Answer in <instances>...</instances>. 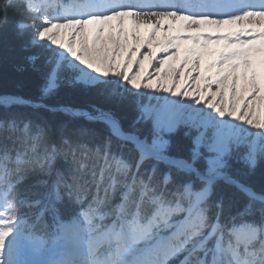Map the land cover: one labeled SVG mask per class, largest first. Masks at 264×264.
<instances>
[{
	"label": "snow or ice",
	"instance_id": "6c2138e0",
	"mask_svg": "<svg viewBox=\"0 0 264 264\" xmlns=\"http://www.w3.org/2000/svg\"><path fill=\"white\" fill-rule=\"evenodd\" d=\"M10 13L25 60L46 68L35 101L0 106L48 107L64 79L131 98L152 129L125 130L95 106L50 110L103 124L99 139L0 118V264H264V189L229 164L251 174L264 159V0H0V28ZM160 92L175 99L142 102ZM180 123L195 135L172 153Z\"/></svg>",
	"mask_w": 264,
	"mask_h": 264
},
{
	"label": "trees",
	"instance_id": "16d2710c",
	"mask_svg": "<svg viewBox=\"0 0 264 264\" xmlns=\"http://www.w3.org/2000/svg\"><path fill=\"white\" fill-rule=\"evenodd\" d=\"M15 19L16 17L10 13L8 23L0 28V96H17L25 100L35 101L40 96V88L43 84L42 74L45 71L46 64L44 59L41 58L33 67L25 60L27 52L21 48L20 39L16 35L14 29ZM21 68L23 70H20ZM43 104L51 108L64 106L84 110L95 106L110 109L125 130H136L142 136H145L146 132L144 131L148 132L151 129L149 124L137 121V106L131 98L106 100L95 88L75 87L72 84L65 83V80L61 81L54 93L43 100ZM48 107L33 108L13 105L5 108L0 106V118L12 111L24 112L36 122L46 124L53 139L58 138V129L61 126H66L69 131L80 126L94 129L97 133V139L107 134L106 127L99 122L73 118L60 111H52ZM168 139L171 141L170 151L172 153L182 151L190 144V138L181 130L171 134ZM229 164L233 173L240 175L257 191L264 189V163L258 164L251 174H247V168L233 158L229 160ZM55 167L63 171L67 169L68 164L63 157H58ZM37 178V174H32L25 183L31 184ZM60 207L62 215L67 217L74 205L65 200V203ZM43 222L50 224L51 216L46 215ZM45 258H49L48 253Z\"/></svg>",
	"mask_w": 264,
	"mask_h": 264
},
{
	"label": "rangeland",
	"instance_id": "374dc122",
	"mask_svg": "<svg viewBox=\"0 0 264 264\" xmlns=\"http://www.w3.org/2000/svg\"><path fill=\"white\" fill-rule=\"evenodd\" d=\"M64 79H62V81H63ZM65 83H68V84H72V85H74L75 87H80V88H82V87H84V86H82V85H80V84H73V83H71V82H69V80H65ZM87 88V87H86ZM89 88V87H88ZM50 96V95H49ZM48 96V97H49ZM104 96V98L106 99V100H112V99H117V98H109V97H107V96H105V95H103ZM163 97H167L169 100H172V99H175L174 97H171L169 94H167V93H157L156 94V97L155 98H149V97H144V98H142V102L143 103H145V104H147V103H151L152 105H154V106H157V107H160V106H162L163 105V103H164V101H163ZM47 98V97H46ZM18 106H27V105H18ZM137 106V105H136ZM93 107L94 106H91L90 107V109L88 108V109H84V111H88V112H91V111H93ZM33 108H35V107H33ZM42 108H44V107H42ZM49 109H54V108H51V107H48ZM61 107H59V109H60ZM65 108H67V109H70V110H78V109H72V108H69V107H65ZM98 108V107H97ZM56 109V108H55ZM57 111H60V112H62V113H64V114H66V115H68V116H70V117H73V116H71V115H69V114H67L66 112H64V111H61V110H57ZM137 112H138V117H139V108L137 107ZM185 116H187V113H185ZM137 117V118H138ZM73 118H81V117H78V116H75V117H73ZM83 119V118H82ZM85 120V119H84ZM137 121H141V122H143L144 124L146 123V124H149L150 125V128L152 129V120H150V119H140V120H138L137 119ZM151 129L147 132V131H144V132H146L145 133V136H149L150 135V132H151ZM178 130H181L182 131V133H184V134H186V133H191V135H195V130H193V129H190L189 127H187V125L186 124H184V123H180V124H178V126L176 127V129H175V131L174 132H172L171 134H173V133H175L176 131H178ZM171 134H168L167 136H166V138L168 139L169 138V136L171 135ZM191 135H187L189 138H190V141H191ZM232 159V158H231ZM233 159H235L236 161H238V163H240L241 165H243V166H245L244 165V163L242 162V161H240V160H238L237 158H235V157H233ZM260 163H264V159H261V160H259L258 161V163H257V165L258 164H260ZM246 167V166H245ZM21 213H26V212H28V209L27 208H22L21 210ZM46 254H47V252H45V253H40V254H35V255H31V256H29L28 258L29 259H35V260H45L46 258ZM182 258V257H181Z\"/></svg>",
	"mask_w": 264,
	"mask_h": 264
},
{
	"label": "water",
	"instance_id": "95a60500",
	"mask_svg": "<svg viewBox=\"0 0 264 264\" xmlns=\"http://www.w3.org/2000/svg\"><path fill=\"white\" fill-rule=\"evenodd\" d=\"M55 109V108H54ZM56 109H59V108H56ZM62 111V110H61ZM65 112V111H64ZM71 116H73V115H71ZM73 117H75V116H73Z\"/></svg>",
	"mask_w": 264,
	"mask_h": 264
},
{
	"label": "bare ground",
	"instance_id": "6f19581e",
	"mask_svg": "<svg viewBox=\"0 0 264 264\" xmlns=\"http://www.w3.org/2000/svg\"><path fill=\"white\" fill-rule=\"evenodd\" d=\"M227 27V26H226ZM232 27H235V26H232ZM161 93H163V92H161Z\"/></svg>",
	"mask_w": 264,
	"mask_h": 264
}]
</instances>
